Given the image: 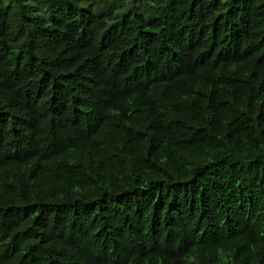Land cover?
Segmentation results:
<instances>
[{"label": "trees", "instance_id": "16d2710c", "mask_svg": "<svg viewBox=\"0 0 264 264\" xmlns=\"http://www.w3.org/2000/svg\"><path fill=\"white\" fill-rule=\"evenodd\" d=\"M0 264H264V0H0Z\"/></svg>", "mask_w": 264, "mask_h": 264}]
</instances>
